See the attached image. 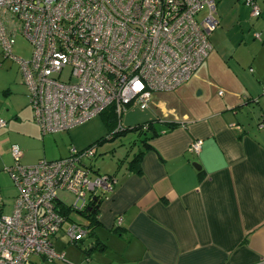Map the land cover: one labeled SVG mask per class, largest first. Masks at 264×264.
<instances>
[{"label":"crops","instance_id":"1","mask_svg":"<svg viewBox=\"0 0 264 264\" xmlns=\"http://www.w3.org/2000/svg\"><path fill=\"white\" fill-rule=\"evenodd\" d=\"M213 2L218 24L208 37L212 48L192 77L174 90L153 92L145 108L128 106L115 123L114 130L155 123L159 135L138 158L140 172L130 160L142 145L105 173L116 182L99 206L93 235L74 244L58 231L54 250L67 262L46 264H264V0H255L258 17L250 15L244 0ZM7 60L2 57L0 67ZM7 88L11 94L21 89V97L0 103L6 122L0 126L2 216L12 213L17 194L7 171L14 164L10 146L25 147L39 133L46 138L23 94L21 76ZM112 128L100 114L48 133L59 140L57 154L22 152L19 162L66 157L72 148L110 135ZM194 139L202 140L198 154L188 151ZM72 208L77 212L79 201Z\"/></svg>","mask_w":264,"mask_h":264},{"label":"built area","instance_id":"2","mask_svg":"<svg viewBox=\"0 0 264 264\" xmlns=\"http://www.w3.org/2000/svg\"><path fill=\"white\" fill-rule=\"evenodd\" d=\"M244 3L252 17L260 15L255 0ZM214 14L213 0H0V48L18 64L40 132L58 133L110 108L119 117L132 104L145 108L153 92L186 83L211 51ZM18 35L31 45L26 59L12 52ZM201 145L194 139L188 151L198 154ZM10 152L17 194L12 213L0 215V264H37L35 256L67 262L53 238L62 230L76 243L87 229L73 221L62 228L58 191L74 193L81 208L90 194L112 192L114 176L86 163L95 145L32 165L19 162L18 145Z\"/></svg>","mask_w":264,"mask_h":264},{"label":"rangeland","instance_id":"3","mask_svg":"<svg viewBox=\"0 0 264 264\" xmlns=\"http://www.w3.org/2000/svg\"><path fill=\"white\" fill-rule=\"evenodd\" d=\"M206 12L207 9L205 8L198 16V19H200L201 16L204 15ZM30 51H31V45L29 44V42L23 36L18 35L16 38V42L13 46V51H12L13 54L17 57L26 59L28 58ZM2 57L3 54L1 53V48H0V61L2 60ZM66 73L67 72L65 71L63 75L64 79H66L65 78L67 75ZM19 80H20V72L18 69V64L11 59L5 61L3 67H0V103L1 104H5V103L9 104L11 103V99L13 100L20 99L21 94L19 93V91L21 89L17 88L15 92L14 91L12 92V94L11 92L7 91L9 90V88H7L9 84L15 81L19 82ZM22 90H23V94H25L27 97V93L24 90V88H22ZM3 91L5 92V95ZM10 94L11 96L7 97ZM117 121H115L114 123H117ZM40 135L41 134L39 133V139H33V140L29 139V142L25 147H19V148L22 149L23 153L29 151L32 154L35 151L34 153L41 154V157L48 158V156H55L58 151L54 150L55 149L54 145L55 143L56 145H58L59 140L55 138V136H51L50 134L44 135L43 137L46 138L42 140ZM138 139L139 138L135 133H128L124 136L116 137L112 142H105L102 146L96 149V153L94 157H92V159L86 160V163L90 165L92 169L97 171L99 174L113 173L117 167V162H119L120 160L126 157L131 158L132 155L130 154L131 151H133L134 153L137 150V146L140 145V141ZM57 196L61 202L72 207H74L78 201L76 195L67 190L58 191ZM71 218L77 222L84 221L83 217L78 212L75 211L72 212ZM61 233L62 231H60V234ZM31 260L35 261L37 264L40 263L46 264L44 261H40V258L36 256L31 257Z\"/></svg>","mask_w":264,"mask_h":264},{"label":"trees","instance_id":"4","mask_svg":"<svg viewBox=\"0 0 264 264\" xmlns=\"http://www.w3.org/2000/svg\"><path fill=\"white\" fill-rule=\"evenodd\" d=\"M104 115L105 121L106 123H110V125L112 124V132L110 133V135L99 139L95 142H93L92 144H90L89 146H94L98 147V145L102 144V142H104V140H106V138H116V137H121L124 136L128 133H135L138 136V140L140 141V145H142V147H144L143 150H139L134 156L133 158L130 160V163H136V166L132 168H134L136 170V172H140L138 166H137V161L138 158L144 153V151L149 148V145L147 144V141L151 138L156 137L157 135H159V132L156 130L155 127V123L154 122H145L143 124L140 125H136L133 127H129V128H124V129H116L115 128V121L119 120L120 117L116 115V113L110 108L105 110L103 113H101V115ZM118 122V121H117ZM167 129H170L171 127H173V125H167L166 126ZM109 175V174H107ZM113 176V175H110ZM108 194L106 193H92L90 194L87 199H85V203L83 204V206L76 210L84 219L83 222H76L73 219H71L69 217L70 212L73 211L74 209L71 206L68 205H63L61 212L63 213V215L65 216L66 219L70 220V222H76L78 224H81L82 226H84L87 229V235L91 236L94 233V229L98 226V209L99 206L101 204V202L107 197ZM79 242V241H78ZM78 242L74 243L77 244Z\"/></svg>","mask_w":264,"mask_h":264},{"label":"water","instance_id":"5","mask_svg":"<svg viewBox=\"0 0 264 264\" xmlns=\"http://www.w3.org/2000/svg\"><path fill=\"white\" fill-rule=\"evenodd\" d=\"M194 166H196V164H194ZM198 167V166H197ZM199 168V167H198Z\"/></svg>","mask_w":264,"mask_h":264}]
</instances>
